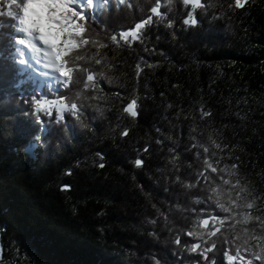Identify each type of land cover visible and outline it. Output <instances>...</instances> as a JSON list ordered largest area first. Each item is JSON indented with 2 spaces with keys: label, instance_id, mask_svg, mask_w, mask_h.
Here are the masks:
<instances>
[{
  "label": "trees",
  "instance_id": "trees-1",
  "mask_svg": "<svg viewBox=\"0 0 264 264\" xmlns=\"http://www.w3.org/2000/svg\"><path fill=\"white\" fill-rule=\"evenodd\" d=\"M232 1L207 0V10L195 12L197 23L185 25L190 8L162 0L165 19L154 17L143 42L117 47L108 36L147 18L154 2L118 7L110 0L100 16L106 29L90 25L92 36L109 44L100 50L104 66L89 64L104 73L102 91L87 94L100 99H83L80 120L65 113L57 123L55 111L37 114L26 102L36 85L17 86L21 77L0 61L1 261L227 264L223 236L231 238L240 225L211 237L216 248L208 260L187 250L197 242L207 246L187 232L209 213L225 215L206 199L208 186L197 175L204 165L196 153L207 155L203 147L222 158L220 166L239 164L241 183L264 197V0L239 8ZM75 91L44 88L43 94ZM133 99L136 117L123 112ZM201 109L211 115L202 117ZM137 158L141 167L134 165ZM257 203L253 214L264 215V202Z\"/></svg>",
  "mask_w": 264,
  "mask_h": 264
},
{
  "label": "snow or ice",
  "instance_id": "snow-or-ice-1",
  "mask_svg": "<svg viewBox=\"0 0 264 264\" xmlns=\"http://www.w3.org/2000/svg\"><path fill=\"white\" fill-rule=\"evenodd\" d=\"M153 2L151 15L131 28L114 32L108 36V40L117 47H131L135 43L143 42L146 27L156 22L154 17L163 21L166 15L160 11L162 0ZM246 2L247 0H235V6L243 7ZM109 3L110 0H0V61L10 63L16 75L21 77L17 86L25 81L36 85L26 102L34 105L37 114L51 116L55 111L57 123L63 121L65 113L80 120L85 108L83 99H100L87 94L99 89L104 73L98 68H90L89 64L104 66L105 57L100 50L108 48L109 44L108 40H100L98 35L92 36L90 25L95 24L106 29V25L101 24L100 16ZM182 3L185 8H190L183 20L185 25H195L196 10H207L209 7L207 0H182ZM125 4L132 7L131 0H117L118 7ZM4 17L7 19H3ZM167 26L172 27L171 22ZM89 49L96 51L87 56L84 53ZM136 69L139 76L141 65L137 64ZM44 88L49 93H59L62 88L69 92L73 89L76 91L73 96L57 95L55 98H48L43 94ZM123 112L136 117L137 101L131 100L123 108ZM210 115V112L201 109L202 117ZM122 135L127 136L128 131H123ZM213 143L220 153L225 151L226 146L222 147L216 141ZM144 150L147 151V148ZM203 153L207 155H202L199 151L196 153L197 159H202L204 165L197 175L208 186L205 189L206 199L213 201L225 215L209 213L208 218L200 220L195 229L189 230L188 236L203 241L207 246L202 248L201 243L197 242L191 244L187 250L199 253L208 260L207 253L216 248V242L211 237L221 234L225 226L235 229L240 225V231L235 232L231 238L223 236V242L228 245L223 252L227 264H264V215L253 214V210H260L257 199L264 202V197L253 196L250 189L241 183L239 164L220 166L222 158L217 159L216 152H210L208 147H203ZM235 159L238 160L239 157ZM134 165L141 167L143 160L135 159ZM99 167L103 168L104 164L100 163ZM199 183L200 180L197 181ZM67 188L65 186V190ZM225 198L226 202H221ZM200 202L202 201L197 200V203ZM200 226L205 228L204 234L198 231ZM204 235L209 237L208 241L204 240ZM175 243H181L179 237ZM156 264L160 262L156 261Z\"/></svg>",
  "mask_w": 264,
  "mask_h": 264
},
{
  "label": "rangeland",
  "instance_id": "rangeland-1",
  "mask_svg": "<svg viewBox=\"0 0 264 264\" xmlns=\"http://www.w3.org/2000/svg\"><path fill=\"white\" fill-rule=\"evenodd\" d=\"M232 5H233L235 8H239V7H236V6H235V0L232 1ZM27 151L29 152V151H30V148H29V150H27ZM0 264H7V263L4 262L3 260H2V261L0 260Z\"/></svg>",
  "mask_w": 264,
  "mask_h": 264
},
{
  "label": "water",
  "instance_id": "water-1",
  "mask_svg": "<svg viewBox=\"0 0 264 264\" xmlns=\"http://www.w3.org/2000/svg\"><path fill=\"white\" fill-rule=\"evenodd\" d=\"M206 218H208V217H206ZM203 219H205V218H203ZM203 227V226H202Z\"/></svg>",
  "mask_w": 264,
  "mask_h": 264
}]
</instances>
